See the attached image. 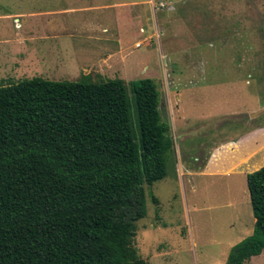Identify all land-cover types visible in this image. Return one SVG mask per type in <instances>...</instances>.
Here are the masks:
<instances>
[{"label": "rangeland", "instance_id": "obj_1", "mask_svg": "<svg viewBox=\"0 0 264 264\" xmlns=\"http://www.w3.org/2000/svg\"><path fill=\"white\" fill-rule=\"evenodd\" d=\"M88 1L99 7L58 12ZM0 52V86L36 77L155 82L173 147L166 177L143 185L146 215L133 240L142 259L225 264L231 248L252 234L242 176L197 182L191 193L178 167L196 164L198 154L204 161L219 142L264 124V0H0ZM246 264H264V252Z\"/></svg>", "mask_w": 264, "mask_h": 264}, {"label": "trees", "instance_id": "obj_2", "mask_svg": "<svg viewBox=\"0 0 264 264\" xmlns=\"http://www.w3.org/2000/svg\"><path fill=\"white\" fill-rule=\"evenodd\" d=\"M159 102L148 78L0 86V264H149L133 240L146 215L143 185L166 177L173 147ZM247 189L253 233L225 264L264 251V166L247 175Z\"/></svg>", "mask_w": 264, "mask_h": 264}, {"label": "crops", "instance_id": "obj_3", "mask_svg": "<svg viewBox=\"0 0 264 264\" xmlns=\"http://www.w3.org/2000/svg\"><path fill=\"white\" fill-rule=\"evenodd\" d=\"M95 3L96 1L84 2L85 7L78 9L63 7L58 12L63 14L71 13L72 11H74L72 13H85L92 11L95 7H99L91 5ZM86 32H89V30L84 29L82 35L84 36ZM91 33L93 35L96 31L92 30ZM5 67L15 71L17 69L16 65L11 66V64H6ZM260 157L262 158L260 159ZM194 162L196 164L191 167L183 164H179L178 167L181 179L182 177H187L191 193L197 191V182H206L207 185V181H225L236 175L242 176V181L247 186V175L264 166V124L253 127L234 141L219 142L213 147L211 153L204 158V161H200L198 154ZM248 166L250 170L246 169ZM206 185H204L205 188L207 187Z\"/></svg>", "mask_w": 264, "mask_h": 264}, {"label": "built area", "instance_id": "obj_4", "mask_svg": "<svg viewBox=\"0 0 264 264\" xmlns=\"http://www.w3.org/2000/svg\"><path fill=\"white\" fill-rule=\"evenodd\" d=\"M163 6V4H161Z\"/></svg>", "mask_w": 264, "mask_h": 264}, {"label": "water", "instance_id": "obj_5", "mask_svg": "<svg viewBox=\"0 0 264 264\" xmlns=\"http://www.w3.org/2000/svg\"><path fill=\"white\" fill-rule=\"evenodd\" d=\"M258 114V113H257ZM257 114H255V115H257Z\"/></svg>", "mask_w": 264, "mask_h": 264}]
</instances>
